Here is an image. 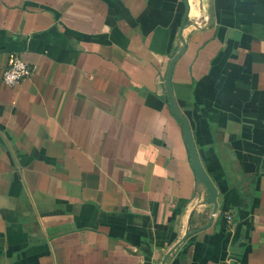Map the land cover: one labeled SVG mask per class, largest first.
<instances>
[{
	"label": "crops",
	"instance_id": "1",
	"mask_svg": "<svg viewBox=\"0 0 264 264\" xmlns=\"http://www.w3.org/2000/svg\"><path fill=\"white\" fill-rule=\"evenodd\" d=\"M186 2L170 85L216 209L164 264H264V0ZM183 9L0 0V264H159L207 223L164 88Z\"/></svg>",
	"mask_w": 264,
	"mask_h": 264
},
{
	"label": "water",
	"instance_id": "2",
	"mask_svg": "<svg viewBox=\"0 0 264 264\" xmlns=\"http://www.w3.org/2000/svg\"><path fill=\"white\" fill-rule=\"evenodd\" d=\"M181 1L183 3L184 9H183V13L181 16V20H180V24H179L178 32H177V39L179 41V47L173 53V55L170 57V59L167 63V67H166V70L164 73V88H165L166 100H167V104H168L170 113L179 122V124L181 126L182 135H183L185 146L187 148L188 159H189L191 169L195 175V178L197 179V181L199 183H201V185L204 187L205 192H206V197L204 199H202L199 203L200 204H210L211 205V215L209 216L208 221L205 225H202V226H200L196 229L190 230V231H188V230L184 231L183 235L164 253L159 264H164L168 255L187 236L206 228L209 225V223L211 222L212 214H214L215 209H216V199H215L216 187L213 184V182L209 179V177L205 173L203 167L201 166V163L198 159V156H197V153L195 150V146H194L193 138H192L189 126H188V122H187L186 118L183 116V114L179 111L178 107L176 106L175 101L173 99L172 91H171L170 76H171L172 67H173L174 62L178 58V56L182 53L184 46H185L184 39H183L181 32H182V29L185 27L186 14H187L188 6H187L186 0H181ZM206 4H207L206 15L210 21V18H211L210 1H207Z\"/></svg>",
	"mask_w": 264,
	"mask_h": 264
},
{
	"label": "built area",
	"instance_id": "3",
	"mask_svg": "<svg viewBox=\"0 0 264 264\" xmlns=\"http://www.w3.org/2000/svg\"><path fill=\"white\" fill-rule=\"evenodd\" d=\"M33 72V67L16 55H11L1 72V81L8 87L19 85L28 79ZM11 81V82H9ZM214 214H212L213 216ZM229 217L227 216V219Z\"/></svg>",
	"mask_w": 264,
	"mask_h": 264
},
{
	"label": "clouds",
	"instance_id": "4",
	"mask_svg": "<svg viewBox=\"0 0 264 264\" xmlns=\"http://www.w3.org/2000/svg\"><path fill=\"white\" fill-rule=\"evenodd\" d=\"M9 82H11V81H9Z\"/></svg>",
	"mask_w": 264,
	"mask_h": 264
}]
</instances>
